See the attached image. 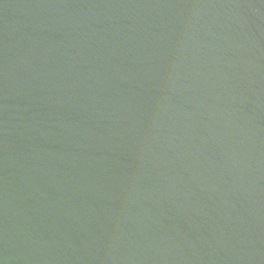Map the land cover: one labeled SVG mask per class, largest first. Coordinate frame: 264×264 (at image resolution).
Wrapping results in <instances>:
<instances>
[{
	"label": "water",
	"instance_id": "water-1",
	"mask_svg": "<svg viewBox=\"0 0 264 264\" xmlns=\"http://www.w3.org/2000/svg\"><path fill=\"white\" fill-rule=\"evenodd\" d=\"M0 264H264V0H0Z\"/></svg>",
	"mask_w": 264,
	"mask_h": 264
}]
</instances>
